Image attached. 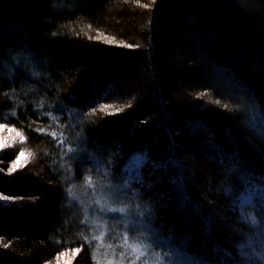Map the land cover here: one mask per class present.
Returning <instances> with one entry per match:
<instances>
[{
    "label": "trees",
    "instance_id": "16d2710c",
    "mask_svg": "<svg viewBox=\"0 0 264 264\" xmlns=\"http://www.w3.org/2000/svg\"><path fill=\"white\" fill-rule=\"evenodd\" d=\"M0 125L23 137L7 160L31 154L0 194L33 202L0 216L22 257L0 264H102L73 198L106 186L168 251L241 264L257 230L240 200L264 189V0H0Z\"/></svg>",
    "mask_w": 264,
    "mask_h": 264
},
{
    "label": "rangeland",
    "instance_id": "374dc122",
    "mask_svg": "<svg viewBox=\"0 0 264 264\" xmlns=\"http://www.w3.org/2000/svg\"><path fill=\"white\" fill-rule=\"evenodd\" d=\"M11 59L15 58L9 56L6 63H12ZM14 64H16L15 61ZM8 129L10 128L4 127L3 130H0V140L6 141L9 145L0 151V169H4V171L0 172V179L18 181L22 178L21 175H26L25 172L22 174V171L24 167L29 165L31 154L24 151L25 158L18 169L11 175L8 174L13 162L7 160L6 150L16 148V143L22 144L21 135L17 136V131L9 132ZM139 167V160L128 166L130 181L134 176L132 173L136 172ZM125 185H128L127 181ZM246 189L240 202L247 214V219L257 231L252 240L242 248L244 260L241 264H264V189L257 186H247ZM122 192L119 187L106 186L101 192L86 190L85 193L77 194L73 198L80 205L84 224L88 225L92 230V237L96 243L100 263L168 264V261H171V264H198L196 261L176 253L174 250L170 249L171 251H168L169 248L165 249L166 244L162 243L161 239H158L149 231L143 220L140 219V215L137 212L133 213L132 210L130 211ZM4 197V195L0 194V216L4 215L6 212L4 210L7 208H12L8 210L11 213L14 206L27 210L32 209L33 202L30 199L26 198L23 201H17L12 198L5 199ZM107 206L126 207L128 212H109ZM102 207L104 208L103 211H101ZM10 217V219H14V216ZM7 246L6 243L2 247L0 246L1 261H11L13 263L19 261L22 257L12 256L11 252L6 251ZM134 248L136 251H133ZM79 253V251L75 252V250L61 253L49 264H82ZM18 264H21V262Z\"/></svg>",
    "mask_w": 264,
    "mask_h": 264
},
{
    "label": "snow or ice",
    "instance_id": "6c2138e0",
    "mask_svg": "<svg viewBox=\"0 0 264 264\" xmlns=\"http://www.w3.org/2000/svg\"><path fill=\"white\" fill-rule=\"evenodd\" d=\"M4 125H0V130H3ZM9 132H15V129H8ZM17 136H20V133H16ZM21 142H23V137L21 136ZM9 145L7 144L6 141L4 140H0V151H2L3 149H5L6 147H8ZM25 158V152L24 151H20L18 154L17 159L11 164L9 170H8V174L11 175L12 173H14L19 165L21 164L22 160ZM4 171V169H0V172ZM5 199H7V197H4ZM104 208H101V211H103ZM107 210L109 212H113V213H127L128 209L126 207H111V206H107ZM79 249H76L75 252H78ZM133 251H136V249L134 248ZM168 264H171V261H168Z\"/></svg>",
    "mask_w": 264,
    "mask_h": 264
}]
</instances>
